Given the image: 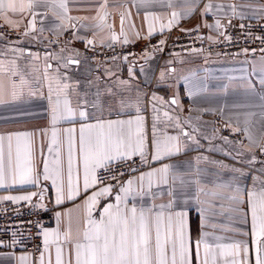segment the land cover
Instances as JSON below:
<instances>
[{
  "label": "crops",
  "instance_id": "1",
  "mask_svg": "<svg viewBox=\"0 0 264 264\" xmlns=\"http://www.w3.org/2000/svg\"><path fill=\"white\" fill-rule=\"evenodd\" d=\"M59 3L60 0H44L36 9L41 15L36 17L35 29L28 28L31 16L27 12L0 16L5 26L24 33L23 40L18 43H9L0 37V136L5 137V163L7 137L30 133L33 163L39 173L37 184L20 185L8 181L0 186V202L6 196L37 193L30 202L51 206L54 221L47 230L60 233L64 264H68L69 260L75 264L74 247L77 242H83L86 228L85 201L101 187L96 184L90 185L87 191L83 188L80 129L86 128V138H95L101 130H87L88 126L109 121H135L139 116L142 118L144 156H148L152 163L148 171L164 165L172 166L167 184L154 182L150 195L142 200L136 199L138 206L152 209L153 232L158 213H162L163 228L170 212L184 209L193 241L200 239L204 232L209 243H229L241 239L250 243L249 236L237 233L251 230L247 192L264 188V162L254 154L264 141V84L261 83L264 79V72L261 71L264 69V52L235 57L199 53L164 57L151 53L140 62L131 63L122 59L90 61L84 57L82 48L88 45L87 40L99 46L112 43L129 45L153 36L166 38L178 31L193 29H199L206 41L215 42L226 31L232 18L264 21V0H147L144 4H137V0H106L104 8L101 5L105 4V0H66V13L58 7ZM208 3L213 5V9L205 15L204 7ZM217 5L222 7L217 10ZM173 12L179 13L180 18L170 28L165 27L161 31V25L168 24ZM121 13L125 14L123 34ZM146 14H150L147 20ZM217 19L220 21L218 29L215 27ZM149 24L152 25L151 33ZM41 28L43 31H40ZM43 33L54 37L71 36L73 44L50 50L40 44ZM69 59L78 63H68ZM57 98L60 106L53 122L52 108ZM173 98L177 100L176 104L170 103ZM65 100L72 115L65 110ZM81 111L86 112V116L81 117ZM216 121L240 132L244 142L240 144L221 138L214 126ZM154 125L155 138L162 140L166 136H180L179 153L152 159ZM132 127L135 129V124ZM181 128L195 139L180 135ZM70 141L74 177L79 164V194L72 199L65 197L57 203L51 179H43L44 164L47 163L51 171L59 157L66 182ZM136 156L140 155L131 158ZM235 169L245 175L234 180L238 175ZM176 177L179 179L173 185L172 180ZM180 179L184 184L180 183ZM229 182L233 187L240 188L242 200L239 205L208 195L209 192L220 191L217 186ZM173 188L178 196L187 194L191 203L170 206L172 198L169 192ZM199 189L203 192L199 194L200 203L197 204L194 197ZM41 190H44L43 200L39 199ZM118 191L119 186L113 188L111 195L99 198L92 209V219L99 220L106 204H115ZM131 203L132 198L129 197V206ZM232 207H239L240 211L233 212ZM55 247L51 246L50 254L49 250H44V264H49V259L51 264H55ZM21 256L27 258L25 264H40L41 256L36 259L27 253L4 251H0V264H20ZM251 259L254 264V255ZM193 264H197L195 259Z\"/></svg>",
  "mask_w": 264,
  "mask_h": 264
},
{
  "label": "snow or ice",
  "instance_id": "2",
  "mask_svg": "<svg viewBox=\"0 0 264 264\" xmlns=\"http://www.w3.org/2000/svg\"><path fill=\"white\" fill-rule=\"evenodd\" d=\"M147 0H137V4H144ZM44 3V0H0V16H5L8 13H25L31 16L28 28L35 29L36 17L39 14L36 9ZM101 5L102 8L106 7ZM171 7V4L168 5ZM58 7L67 12L66 0H60ZM219 10L222 5H217ZM233 11H235L234 6ZM213 5L208 3L204 7V14L212 12ZM191 7L188 11L191 12ZM146 14L145 19H148ZM121 33L123 34V22L125 14L121 13ZM104 17H101L103 19ZM180 14L173 12L167 25H161V31L165 27L170 28L173 23L177 22ZM71 20V17H68ZM43 20H41V23ZM59 27V26H57ZM212 28L213 25H207ZM215 27H220L219 19L216 20ZM243 27V25L241 26ZM43 31V28L40 29ZM152 31V25L149 24V32ZM27 31L25 35H27ZM115 40L116 36L113 35ZM211 39V37H209ZM126 42V38H125ZM87 44H92V40H87ZM163 43V41H161ZM196 51V50H193ZM68 63H78L76 60L69 59ZM50 67V66H49ZM264 72V69H261ZM163 75V74H162ZM264 84V79L261 80ZM67 87V85H65ZM51 92V89H50ZM154 99H156L154 97ZM51 101V97H50ZM171 104H176L177 100L173 98ZM65 110L68 115H72V110L67 107V100L64 101ZM60 100L57 98L55 105L52 108L53 122L56 121V113L59 110ZM155 111V108H154ZM81 117L86 116V112L79 113ZM168 115L167 112L164 113ZM135 124V129H133ZM127 126V127H125ZM91 128L100 129L101 132L95 137H85V127L80 129L79 153L80 160L83 166V188L88 190L90 185H102L98 191H94L86 201L87 221L86 228L83 233V242H77L74 247L75 264H193L194 259L197 264H252L251 257L254 255V264H264V188L260 191L251 190L247 192V203L251 215V230L250 232H238L240 236H249L250 243L245 240H232L229 243H209L207 233L202 232L200 239L193 241L191 239L186 215L184 209L170 212L167 217V223L161 227L162 213H158L155 217V232L152 225V209H145L143 206H138L136 199H143L144 196L151 194V188L155 183L169 182L168 176L172 166L164 165L159 169H153L147 173H142L135 179H129L119 185V191L115 195V204L108 203L104 206L99 220L91 218L92 209L99 202L100 197L111 195L113 191L112 184H104L101 178L97 175L98 170H109L114 163L124 162L130 159L133 155L139 154L142 158L145 154V145L142 134V118L137 116L136 120L128 121H109L107 123H97L96 125L88 126ZM106 129V131H105ZM72 130L70 129L69 132ZM195 131V129H193ZM55 135V134H54ZM180 135L188 139H195L189 132L180 129ZM30 133H18L7 137V163L4 157V136H0V186L11 181L13 184H37L39 181V173L33 163L32 141ZM251 139V138H249ZM15 140V144H13ZM154 155L153 160H158L162 156L172 155L180 151V136H166L164 139L155 138L154 125V140H153ZM51 151V149H49ZM264 151V148L261 149ZM255 158H253L254 160ZM238 173L234 180H238L245 174L235 169ZM113 176L112 179H118ZM43 179L45 181L51 179L52 185L56 190V202L61 203L65 197L72 199L79 194V164L75 177L73 176V148L70 141L67 181L65 182L64 170L62 163L57 157L54 161V167L49 170L47 163L44 164ZM178 177L173 178V185ZM253 179H256L255 177ZM147 182V189H145ZM180 183L184 184L183 179ZM220 191L209 192L208 195L219 200L230 201L234 205H239L242 200L240 196V188L233 187L229 182L225 185L217 186ZM43 191L39 194V199L43 200ZM203 189H199L194 197L197 204L199 194ZM234 192L235 194H230ZM37 193H31L22 196H6L4 200L19 202H30L33 196ZM172 198L169 205L181 204L189 205L191 201L187 194L181 193L177 195L173 188L169 192ZM129 197L132 198L131 206H129ZM183 197V199H181ZM38 207V205H34ZM223 207V205H221ZM233 212H239V207H232ZM203 212V209L201 210ZM247 215V214H246ZM13 233V237H15ZM43 245L46 250H49L52 245H55V264H64L63 255L64 249L60 246V233L50 232L44 229L42 232ZM51 238V239H50ZM67 240V234H65ZM13 244L19 241L13 239ZM4 244L0 241V246ZM26 257L19 258L20 264H25ZM40 264H44V255L41 254ZM51 264V259H49ZM68 264H72L69 260Z\"/></svg>",
  "mask_w": 264,
  "mask_h": 264
},
{
  "label": "built area",
  "instance_id": "3",
  "mask_svg": "<svg viewBox=\"0 0 264 264\" xmlns=\"http://www.w3.org/2000/svg\"><path fill=\"white\" fill-rule=\"evenodd\" d=\"M243 25V27H241ZM0 37L9 43L21 42L24 33L5 26L0 21ZM163 41V43H161ZM41 46L50 50L66 48L73 44L71 36L54 37L42 34ZM196 50V51H193ZM264 52V21H250L232 18L226 29L215 42L206 41L199 29L178 31L170 37L153 36L134 44L112 43L108 46L88 44L82 48L87 60L95 62H110L126 60L137 63L151 53L164 57H180L191 53L216 55L219 57H235L253 55ZM215 129L223 139L243 143L244 137L240 132L227 128L222 122L216 121ZM264 141L254 151L257 159L264 162ZM152 163L148 156H136L124 162H117L105 170H98L97 175L104 184H112L117 188L121 181L151 169ZM118 179H112L113 176ZM100 185V184H99ZM102 186V185H100ZM38 205V207H34ZM54 221V211L48 204L36 202H0V251L12 253H27L39 258L44 252L42 232L51 227ZM15 233V237H13ZM13 239L19 241L13 244Z\"/></svg>",
  "mask_w": 264,
  "mask_h": 264
}]
</instances>
